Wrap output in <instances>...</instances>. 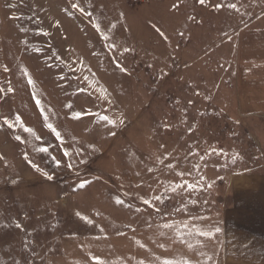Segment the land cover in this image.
Listing matches in <instances>:
<instances>
[{"label":"rangeland","instance_id":"1","mask_svg":"<svg viewBox=\"0 0 264 264\" xmlns=\"http://www.w3.org/2000/svg\"><path fill=\"white\" fill-rule=\"evenodd\" d=\"M207 216L264 264V0H0V264Z\"/></svg>","mask_w":264,"mask_h":264},{"label":"crops","instance_id":"2","mask_svg":"<svg viewBox=\"0 0 264 264\" xmlns=\"http://www.w3.org/2000/svg\"><path fill=\"white\" fill-rule=\"evenodd\" d=\"M75 239L76 250L88 248H84L88 264H110L112 258H117V264H228L222 225L211 216L145 224L97 239ZM91 241L102 249L90 247Z\"/></svg>","mask_w":264,"mask_h":264},{"label":"snow or ice","instance_id":"3","mask_svg":"<svg viewBox=\"0 0 264 264\" xmlns=\"http://www.w3.org/2000/svg\"><path fill=\"white\" fill-rule=\"evenodd\" d=\"M203 2H204V0H200V3H201V4H203ZM72 7H73V8H77V5H76V4H73ZM229 7H232V5H229ZM81 11H83V10L81 9ZM125 51H127V49H125ZM29 83H31V81H29ZM9 91H11V89H9ZM16 119H17V121H19V119H20L19 116H17ZM101 119H105V120H106L107 117H101ZM4 123L7 124L8 127H10V128L13 127V125L10 124V123L7 121V119H5ZM109 123H115V122H114V121H109ZM121 123H123V121H121ZM48 127H51V125H48ZM24 130H25L26 132H27V131H30V129H27V128H25ZM16 139L19 140L20 137L17 136ZM43 150H45V149H41V151H43ZM45 175H47V174H45ZM48 178L51 179L50 176H49ZM80 186H81V187H84L83 184H81ZM157 199H159V197H157ZM117 203H121V201H117ZM144 203L147 204L148 201L145 200ZM76 215H77L78 217L81 216V214H80L79 212H77ZM81 219L86 220L87 218H86V217H81ZM89 223H91V221H89ZM165 226L168 227V225H165Z\"/></svg>","mask_w":264,"mask_h":264}]
</instances>
